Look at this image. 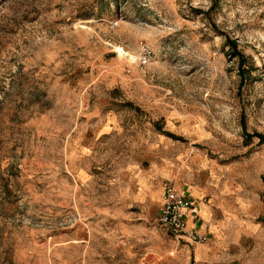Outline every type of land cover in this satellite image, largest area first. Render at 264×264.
I'll return each mask as SVG.
<instances>
[{
	"label": "rangeland",
	"instance_id": "374dc122",
	"mask_svg": "<svg viewBox=\"0 0 264 264\" xmlns=\"http://www.w3.org/2000/svg\"><path fill=\"white\" fill-rule=\"evenodd\" d=\"M260 136L264 0H0V264H264ZM142 173L226 193L229 241Z\"/></svg>",
	"mask_w": 264,
	"mask_h": 264
},
{
	"label": "crops",
	"instance_id": "0c3cea01",
	"mask_svg": "<svg viewBox=\"0 0 264 264\" xmlns=\"http://www.w3.org/2000/svg\"><path fill=\"white\" fill-rule=\"evenodd\" d=\"M138 180L140 186L139 196L144 195V197L148 200L150 199L149 197L153 199V203L157 206L155 213V215H157L162 201L163 191L160 188H157L152 190L151 193L149 189H153L152 186L154 183L151 181V178L149 176L143 173L140 175ZM191 187L192 188L188 190L191 193V196L188 194V197L193 198V200H195L199 207L200 219L197 223V228L199 229V231L208 233L210 236V240L213 243H222L229 241L226 238V230H223V227H225L226 224H223L224 222L222 220L224 219L226 222V217L229 216L227 215L229 213V210H224L226 209V206L223 201V195H225L226 193H222L223 191H218L216 193H214L213 191L209 192L208 188H206L205 185L203 187V185L201 184ZM209 195H211L212 198L206 201L204 198L208 197ZM189 225H193V222L191 220L189 221ZM203 244L206 243H198L194 248L195 258L198 260H202L206 257L205 253H207V249H205Z\"/></svg>",
	"mask_w": 264,
	"mask_h": 264
},
{
	"label": "built area",
	"instance_id": "2783aa9c",
	"mask_svg": "<svg viewBox=\"0 0 264 264\" xmlns=\"http://www.w3.org/2000/svg\"><path fill=\"white\" fill-rule=\"evenodd\" d=\"M199 219L198 205L186 194L180 192L172 181L166 180L163 184L161 205L154 217L155 223L185 242L207 243L210 236L197 228ZM190 220L193 225H189Z\"/></svg>",
	"mask_w": 264,
	"mask_h": 264
},
{
	"label": "bare ground",
	"instance_id": "6f19581e",
	"mask_svg": "<svg viewBox=\"0 0 264 264\" xmlns=\"http://www.w3.org/2000/svg\"><path fill=\"white\" fill-rule=\"evenodd\" d=\"M117 49H118L119 52H123V49H121V48H117Z\"/></svg>",
	"mask_w": 264,
	"mask_h": 264
},
{
	"label": "trees",
	"instance_id": "16d2710c",
	"mask_svg": "<svg viewBox=\"0 0 264 264\" xmlns=\"http://www.w3.org/2000/svg\"><path fill=\"white\" fill-rule=\"evenodd\" d=\"M262 139H264V136H260Z\"/></svg>",
	"mask_w": 264,
	"mask_h": 264
}]
</instances>
